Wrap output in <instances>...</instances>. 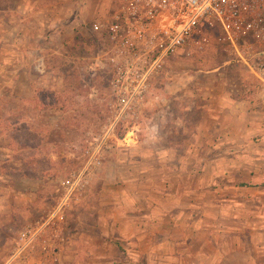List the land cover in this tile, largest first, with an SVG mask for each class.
<instances>
[{
    "label": "rangeland",
    "instance_id": "374dc122",
    "mask_svg": "<svg viewBox=\"0 0 264 264\" xmlns=\"http://www.w3.org/2000/svg\"><path fill=\"white\" fill-rule=\"evenodd\" d=\"M105 1L112 2L12 0L9 10L0 12V264H8L19 231L56 205L61 181L82 171L97 141L106 137L109 146L103 164L119 135L131 128L183 129L187 141L197 136L195 159L212 163L211 175L202 167L201 176L248 181L256 187L252 191H264V91L215 41L170 58L140 117L119 121L106 135L113 121L108 44L90 29L96 6ZM261 50L254 47V58ZM259 57L264 61V54ZM84 198L65 211L66 244L81 227ZM259 203L249 215L234 208L233 232L218 242H241L262 264L264 194ZM68 253L63 251L57 264H81L79 252L75 261L64 260Z\"/></svg>",
    "mask_w": 264,
    "mask_h": 264
},
{
    "label": "crops",
    "instance_id": "0c3cea01",
    "mask_svg": "<svg viewBox=\"0 0 264 264\" xmlns=\"http://www.w3.org/2000/svg\"><path fill=\"white\" fill-rule=\"evenodd\" d=\"M110 8L107 1L96 6L93 22ZM191 137L155 126L123 134L87 188L81 227L65 241L64 260L79 252L81 264H257L241 242L218 240L233 232L232 210L249 215L264 191L210 176L212 163L195 159L200 144ZM202 167L210 175L201 176Z\"/></svg>",
    "mask_w": 264,
    "mask_h": 264
},
{
    "label": "built area",
    "instance_id": "2783aa9c",
    "mask_svg": "<svg viewBox=\"0 0 264 264\" xmlns=\"http://www.w3.org/2000/svg\"><path fill=\"white\" fill-rule=\"evenodd\" d=\"M108 44L112 124L140 117L154 80L167 61L189 56L212 41L241 62L261 83L264 61V0H112L109 13L90 26ZM219 31V36L212 35ZM103 137L90 150L82 171L61 181L56 205L18 233L8 264H57L64 251L62 224L70 204L85 197L109 146Z\"/></svg>",
    "mask_w": 264,
    "mask_h": 264
},
{
    "label": "trees",
    "instance_id": "16d2710c",
    "mask_svg": "<svg viewBox=\"0 0 264 264\" xmlns=\"http://www.w3.org/2000/svg\"><path fill=\"white\" fill-rule=\"evenodd\" d=\"M11 2H12V0H0V12L9 10V8L11 7ZM247 85H248V83L246 84V86ZM48 106L54 107L55 104L50 101ZM122 137H123V134L119 135V138H122Z\"/></svg>",
    "mask_w": 264,
    "mask_h": 264
}]
</instances>
